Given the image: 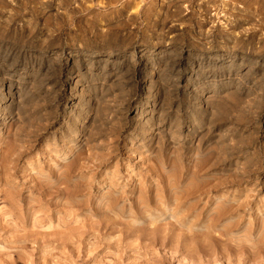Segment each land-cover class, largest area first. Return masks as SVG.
Returning a JSON list of instances; mask_svg holds the SVG:
<instances>
[{"label": "rangeland", "instance_id": "rangeland-1", "mask_svg": "<svg viewBox=\"0 0 264 264\" xmlns=\"http://www.w3.org/2000/svg\"><path fill=\"white\" fill-rule=\"evenodd\" d=\"M0 264H264V0H0Z\"/></svg>", "mask_w": 264, "mask_h": 264}, {"label": "bare ground", "instance_id": "bare-ground-1", "mask_svg": "<svg viewBox=\"0 0 264 264\" xmlns=\"http://www.w3.org/2000/svg\"><path fill=\"white\" fill-rule=\"evenodd\" d=\"M196 183V182H195Z\"/></svg>", "mask_w": 264, "mask_h": 264}]
</instances>
